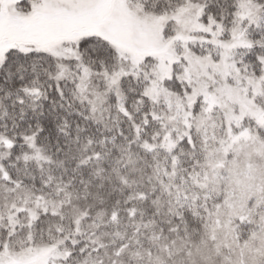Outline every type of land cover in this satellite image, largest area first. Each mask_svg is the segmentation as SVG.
<instances>
[{"label": "snow or ice", "instance_id": "1", "mask_svg": "<svg viewBox=\"0 0 264 264\" xmlns=\"http://www.w3.org/2000/svg\"><path fill=\"white\" fill-rule=\"evenodd\" d=\"M0 264H264V0H0Z\"/></svg>", "mask_w": 264, "mask_h": 264}]
</instances>
